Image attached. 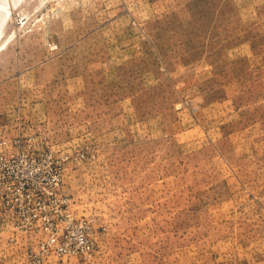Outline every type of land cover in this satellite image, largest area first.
Wrapping results in <instances>:
<instances>
[{"label": "rangeland", "instance_id": "1", "mask_svg": "<svg viewBox=\"0 0 264 264\" xmlns=\"http://www.w3.org/2000/svg\"><path fill=\"white\" fill-rule=\"evenodd\" d=\"M4 3L0 264H264V0Z\"/></svg>", "mask_w": 264, "mask_h": 264}, {"label": "built area", "instance_id": "2", "mask_svg": "<svg viewBox=\"0 0 264 264\" xmlns=\"http://www.w3.org/2000/svg\"><path fill=\"white\" fill-rule=\"evenodd\" d=\"M46 163L45 168L43 164ZM63 162L61 157L52 154H27L19 152L17 154H0V179L6 182L13 181L15 184H19L18 187L21 189L27 185L32 186L37 178L40 179L44 185L43 188H36L37 197L33 199L35 201L39 196H43L44 189L57 188L62 179ZM32 181V184L29 181ZM43 180L47 185L44 184ZM62 200L58 195H51L49 199H46L38 207L40 209H46L50 207L52 210V216L45 218L43 221V228L47 229L52 237H58L59 231L62 229L61 221H63L64 214L62 213L60 206ZM29 206V201L27 205ZM25 206V207H26ZM24 209V206L21 210ZM65 218L69 221L72 226L73 217L67 213Z\"/></svg>", "mask_w": 264, "mask_h": 264}, {"label": "bare ground", "instance_id": "3", "mask_svg": "<svg viewBox=\"0 0 264 264\" xmlns=\"http://www.w3.org/2000/svg\"><path fill=\"white\" fill-rule=\"evenodd\" d=\"M4 1H6V0H0V20L1 19L5 20V18H7L6 16L8 15L9 11L11 10V9L10 10L7 9L8 5H7V3L5 4ZM14 1L17 3L18 0H14ZM12 8H13V6H12ZM1 22H2V20H1ZM4 36H5V28H1L0 29V50L2 48H4V46H6L8 43V39H4Z\"/></svg>", "mask_w": 264, "mask_h": 264}]
</instances>
